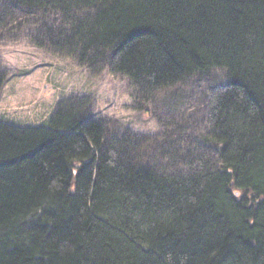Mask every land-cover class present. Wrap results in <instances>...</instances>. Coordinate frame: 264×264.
<instances>
[{
    "label": "trees",
    "instance_id": "1",
    "mask_svg": "<svg viewBox=\"0 0 264 264\" xmlns=\"http://www.w3.org/2000/svg\"><path fill=\"white\" fill-rule=\"evenodd\" d=\"M11 25L125 79L162 133L110 136L84 99L46 128L0 122V264H264V0H11L0 40ZM213 70L228 82L201 97L200 129L159 99Z\"/></svg>",
    "mask_w": 264,
    "mask_h": 264
},
{
    "label": "rangeland",
    "instance_id": "2",
    "mask_svg": "<svg viewBox=\"0 0 264 264\" xmlns=\"http://www.w3.org/2000/svg\"><path fill=\"white\" fill-rule=\"evenodd\" d=\"M10 2L0 0V5ZM32 35L29 25H11L0 40V66L4 73L0 121L22 128H46L60 101L84 99L85 116L102 121L110 136L118 137L126 132L139 136L162 133L154 116L158 109L134 110L133 91L125 79L114 77L106 70L93 76L72 60L36 48L30 39ZM227 82L224 71L213 70L162 92L159 99L181 97L184 112L193 115L200 129L205 116L201 97L219 90ZM161 115L158 112L157 116Z\"/></svg>",
    "mask_w": 264,
    "mask_h": 264
},
{
    "label": "bare ground",
    "instance_id": "3",
    "mask_svg": "<svg viewBox=\"0 0 264 264\" xmlns=\"http://www.w3.org/2000/svg\"><path fill=\"white\" fill-rule=\"evenodd\" d=\"M0 122H3V121H0ZM199 144H200V139L198 138L197 131L194 130L190 133V136L188 137V141L186 140L184 143L185 146H183V149H182L183 150L182 152L184 153L183 159H186L189 156L196 153L200 148ZM162 145H164V143L159 144L160 147ZM143 164L146 165L147 162L144 161Z\"/></svg>",
    "mask_w": 264,
    "mask_h": 264
}]
</instances>
